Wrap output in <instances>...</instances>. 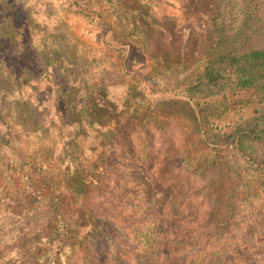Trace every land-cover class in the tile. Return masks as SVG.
<instances>
[{
    "label": "rangeland",
    "instance_id": "1",
    "mask_svg": "<svg viewBox=\"0 0 264 264\" xmlns=\"http://www.w3.org/2000/svg\"><path fill=\"white\" fill-rule=\"evenodd\" d=\"M187 1L0 0V264H54L74 252L75 264H107L110 237L130 249L117 255L119 264H245L237 255L248 253L263 264L256 250L264 244V217L253 214L244 225L236 213L218 229L222 216H211L203 199L211 179L192 176L187 159L201 144L215 155L210 135L251 122L264 102L235 88L189 100L205 66L195 46L197 15L228 0ZM263 1L255 0V15H264ZM225 11L237 23L243 17L242 9ZM73 79L107 87L109 119L77 123L85 85ZM68 91L75 113L67 112ZM224 157L232 185L238 180L233 196L254 179L235 157ZM100 174L111 191L95 194L97 208H106L91 214L98 237L87 234L92 225L82 200ZM40 178L69 199L67 235L62 228L46 234V219L36 214L46 205ZM162 228L154 251L148 243ZM110 233L117 235L103 241Z\"/></svg>",
    "mask_w": 264,
    "mask_h": 264
},
{
    "label": "trees",
    "instance_id": "2",
    "mask_svg": "<svg viewBox=\"0 0 264 264\" xmlns=\"http://www.w3.org/2000/svg\"><path fill=\"white\" fill-rule=\"evenodd\" d=\"M178 1L181 5L186 4L183 3L186 0ZM258 4L255 0H228L222 8L220 5L218 6L219 9H217L215 5V13L211 15L206 16V13L203 11L197 15L199 20H196L195 24L196 26L202 25L198 27L199 34L195 46L198 47L199 51L197 54L202 56L205 66L203 72L198 77V81L192 84L191 89L188 90L190 92L188 93L189 100H195L196 93L200 91L207 90L209 94H215L225 88H235L241 91H251L261 102H264V15L258 16L253 13L258 8ZM227 7H230L233 11L236 9L243 10V17L239 20V23H237L236 17L229 15L225 11ZM145 18L150 20L149 16H145ZM141 19L140 14L136 15V22L141 21ZM166 21L169 22L170 20L166 19ZM148 24L151 26L152 22L149 21ZM148 24L146 23V25ZM74 82H79L81 86L85 85V95L82 97L84 107L80 108V111L77 112L76 106L73 105L77 100L69 98V95L71 96L74 92L68 91L70 102L68 103L67 98V105L69 106L68 114L77 112V123L80 126L86 125L83 121L88 123L91 120H101L100 115L103 120L106 119L110 115L106 112L108 104L104 97V91L107 87H102L100 83L89 87L87 79H73L70 81V84ZM224 97L226 96L224 95ZM120 116L121 118L118 120L116 128L123 123L122 118H124V113H120ZM101 127L105 128L103 122H101ZM199 137L203 139V134H200ZM203 141L206 143L205 140ZM210 141L213 145L211 147L212 150L218 149L215 155L212 154L211 150L206 152L205 150L208 146L201 144L203 151L199 152L196 150L197 153L188 155L187 163L189 164V171L191 166L194 167L191 172L192 176L200 177L202 175L211 179L204 187L203 199L209 200V212L211 216H222L218 229L224 230V227L227 226L226 223L228 221V223H231L230 220H232L236 213H238L236 217L238 220L237 224L248 225L252 222L253 214H259L260 217H264V209L261 211V208L264 207V112L254 117L247 124L234 125L230 133H213V135H210ZM218 154L219 157H216ZM224 154H230L243 163L250 170L247 177L254 179L253 182L242 184L241 191L233 196L232 193L235 191L233 185H236V181L238 180L235 178L232 185L234 177L232 178L230 171L224 168ZM149 168L150 166L145 171ZM152 168L153 165L150 170ZM103 169L105 171L106 167ZM102 175L96 176L97 181L88 185V189L84 193L82 200V205L90 217L92 225L91 230L87 232L90 236L98 234L93 225L94 220L91 214L106 210L102 203L98 204L97 208L95 194L111 191L109 182L100 178ZM244 178L246 177H243L241 180ZM38 181L46 189V191H40L46 192V205L42 213L40 212L42 209L37 207L35 209L36 214L44 215V219H46V234L51 230L53 232L59 231L70 212L69 199L63 193L55 190V186L47 179L46 182L45 180L41 182V178ZM165 183L166 181L161 182L160 188H166L167 185ZM35 192L39 191L36 190ZM52 194L56 195V199L52 198L50 201L49 196ZM113 196L112 193L111 197L116 199ZM98 199L101 200L102 198L98 197ZM257 202L263 207L258 208ZM170 210L171 212H175V209ZM120 217L116 215L115 219L118 220ZM104 218L111 220L114 218V215L106 213ZM123 224L127 226L129 222L125 221ZM67 227L64 223L60 235L68 234L69 229L66 230ZM165 231L164 228L159 230L157 234L155 233L156 235L152 239V242L148 243L152 250H158V245H161L159 243L165 237ZM114 234L117 235V233H110L103 241ZM101 235L98 234V237ZM108 240L110 243L107 252L109 253L107 264H119L117 255H120V253L129 254L130 249L127 244L121 245L120 241L114 237H110ZM215 244L216 240L212 241V250H215ZM51 245V241L47 240L46 247H50ZM72 248L75 247L72 246ZM95 250L98 249L95 248ZM256 255L261 256V261L264 264V244L258 246ZM74 256L75 252L64 257L61 261L60 259L57 260L54 264H75ZM237 257L242 258L245 264H253L252 261L256 258L251 253L244 256L238 254ZM89 258H92V256H89Z\"/></svg>",
    "mask_w": 264,
    "mask_h": 264
}]
</instances>
